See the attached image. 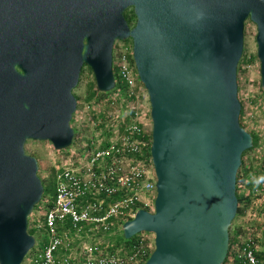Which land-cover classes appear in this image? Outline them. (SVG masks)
I'll return each instance as SVG.
<instances>
[{"label": "water", "instance_id": "95a60500", "mask_svg": "<svg viewBox=\"0 0 264 264\" xmlns=\"http://www.w3.org/2000/svg\"><path fill=\"white\" fill-rule=\"evenodd\" d=\"M246 20L264 92V0H0V264H21L34 245L27 218L43 188L24 143L70 147L82 67L111 91L112 46L125 40L149 104L155 197L122 237L153 235L144 264H222L252 147L235 83Z\"/></svg>", "mask_w": 264, "mask_h": 264}, {"label": "built area", "instance_id": "2783aa9c", "mask_svg": "<svg viewBox=\"0 0 264 264\" xmlns=\"http://www.w3.org/2000/svg\"><path fill=\"white\" fill-rule=\"evenodd\" d=\"M111 66L114 87L109 93L119 99L120 112L100 120L96 110L104 99L86 106L95 120L89 129L98 132L79 137V145L52 161V194L42 193V203L31 213L35 218L27 222L36 233V248L21 264H142L151 253L149 233L135 235L132 243L109 240L137 210L151 212L155 197L149 104L130 40L112 48ZM235 259V264H258L254 242L241 244Z\"/></svg>", "mask_w": 264, "mask_h": 264}, {"label": "rangeland", "instance_id": "374dc122", "mask_svg": "<svg viewBox=\"0 0 264 264\" xmlns=\"http://www.w3.org/2000/svg\"><path fill=\"white\" fill-rule=\"evenodd\" d=\"M124 14L130 15L132 13L130 9H127ZM133 21L134 19L129 22V26L132 25ZM254 37L255 27L251 22L246 20L242 29V52L235 72L236 97L240 105L238 120L248 134L256 136L257 144L253 149L250 148L246 151L240 159L238 170L241 166L242 169L236 175V180H238L235 183V196L239 199L238 208L240 209V213L235 215L230 223L228 238L232 236V232L235 231L234 229H240V234L237 241L230 247L229 257L225 264H231L234 261L239 246L247 240L254 242V253L258 264H264V92L260 90L259 86V63L256 58ZM117 44L118 41H115L112 48ZM91 83L93 87L89 90L88 86ZM94 90L96 89L91 72L86 67H82L77 85L72 90V94L76 99V109L72 114L69 125L73 130V138L75 140L73 144L71 143L70 147L55 151L48 142L26 141L24 143V153L36 160V175L40 182L48 179L53 160L65 154L64 152L72 150L76 145H79V137L93 135L95 132H98L95 129L90 131L91 122L95 120L92 114H90L91 110L86 109V106L92 100L97 99L98 101L104 99L108 100V103H113L111 106L103 103L104 100L100 102L101 104L98 103V110L96 111L99 113L98 118L100 120L106 119L104 117L108 113L120 112V106L118 105L120 101L118 98H113L109 92L102 93L105 95L97 98V94L93 95ZM89 94L93 96L90 97L89 101H86ZM98 128L101 129L102 127ZM40 202L42 203V198L38 204H41ZM34 209L35 207L32 211ZM34 218L35 214L33 213L31 217L27 218V222ZM31 236L36 242V233L34 232ZM143 237L149 238V235L143 234ZM121 238H123L121 233H118L109 237V240L113 242V240H122ZM35 248L36 244L33 249Z\"/></svg>", "mask_w": 264, "mask_h": 264}, {"label": "trees", "instance_id": "16d2710c", "mask_svg": "<svg viewBox=\"0 0 264 264\" xmlns=\"http://www.w3.org/2000/svg\"><path fill=\"white\" fill-rule=\"evenodd\" d=\"M123 16H124V19H125V21L127 22V24H130L129 22L130 21H132L133 20V16H132V14H130V15H127V14H123ZM239 65H240V63H239ZM88 69V68H87ZM89 70V69H88ZM91 87H93V84L91 83L89 86H88V88H89V90H90V88ZM93 95H96L97 94V98H99V97H102V96H104L105 94H102V93H98L96 90H94L93 91ZM92 94L90 95L89 94V99L88 98H86V101H89L90 100V97L91 96H93ZM240 115H241V112H240ZM238 118H239V116H238ZM239 121V120H238ZM239 125H240V127H242L241 126V124H240V121H239ZM250 135V137H251V144H252V147H251V149H253L255 146H256V144H257V138H256V136H254V135H252V134H249ZM246 152V151H245ZM245 152H243L242 154H241V157L244 155V153ZM240 157V158H241ZM242 169V166L240 167V169L237 171V173H236V175L238 174V172L240 171ZM51 174H52V171H49V175H48V179L46 180V181H42L41 182V185H42V188H43V195H50V194H52V186H53V184H52V181H51ZM238 180V179H237ZM236 180V181H237ZM236 197V196H235ZM236 202H237V207H236V212H235V215H238L239 213H240V209L238 208V204H239V199L236 197ZM235 231H233L232 232V236L231 237H229L228 238V249H227V253H226V256H225V258H224V261H223V263L222 264H225L226 263V261H227V259H228V257H229V251H230V247L232 246V244L235 242V241H237V239H238V236H239V234H240V229H234ZM35 231L33 230V229H30V228H27V233L28 234H30V235H33V233H34ZM134 241V237H132L131 239H129V240H127L126 242L127 243H132ZM238 261L236 260V259H234V261L232 262V263H237Z\"/></svg>", "mask_w": 264, "mask_h": 264}, {"label": "flooded vegetation", "instance_id": "af4514ba", "mask_svg": "<svg viewBox=\"0 0 264 264\" xmlns=\"http://www.w3.org/2000/svg\"><path fill=\"white\" fill-rule=\"evenodd\" d=\"M132 26V25H131Z\"/></svg>", "mask_w": 264, "mask_h": 264}]
</instances>
